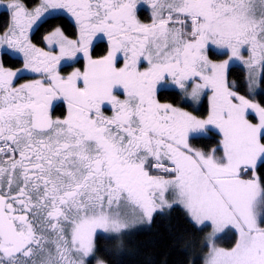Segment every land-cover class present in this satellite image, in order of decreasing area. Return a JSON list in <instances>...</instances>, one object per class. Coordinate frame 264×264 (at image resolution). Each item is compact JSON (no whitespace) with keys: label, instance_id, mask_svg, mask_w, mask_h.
I'll use <instances>...</instances> for the list:
<instances>
[{"label":"snow or ice","instance_id":"obj_1","mask_svg":"<svg viewBox=\"0 0 264 264\" xmlns=\"http://www.w3.org/2000/svg\"><path fill=\"white\" fill-rule=\"evenodd\" d=\"M142 4L151 23L138 18ZM3 6L10 18L0 46L22 67L0 62V264H86L98 231L121 240L119 256L131 228L176 203L212 229L205 264H264V186L256 176L264 106L227 82L237 64L248 70L250 92L264 76V0ZM65 14L75 38L57 26L42 38L47 50L33 43L34 28ZM97 41L105 44L99 57ZM212 50L227 59L214 62ZM72 64L82 66L62 74ZM25 74L35 78L17 86ZM169 88L195 105L207 97L206 117L161 103L158 93ZM58 106L67 115L53 119ZM209 135L220 138L210 151L192 146ZM249 171L252 178H242ZM229 229L235 245L216 247Z\"/></svg>","mask_w":264,"mask_h":264},{"label":"trees","instance_id":"obj_2","mask_svg":"<svg viewBox=\"0 0 264 264\" xmlns=\"http://www.w3.org/2000/svg\"><path fill=\"white\" fill-rule=\"evenodd\" d=\"M39 0H24L27 7H33ZM10 14L6 10L0 11V32L7 27ZM48 23H43L35 29L32 40L37 46H42V38L54 27H61L69 38L75 37V24L65 15L57 18H48ZM146 22V21H145ZM104 42L95 45L94 55L99 57L104 54ZM214 56H217L211 52ZM4 66L17 68L21 65L18 58L2 55ZM67 71V70H66ZM228 80L233 85V89L239 95L248 96L245 81V71L240 66H233L228 72ZM261 84V91L255 100L264 106V76ZM161 103H170L181 106L191 112L193 107L187 101L182 100V94L176 89H162L158 93ZM207 103L204 101L197 112L198 116L204 117L207 114ZM218 136L211 135L199 137L192 141V144L204 150H210L216 146ZM249 173V172H248ZM257 177L261 179L264 186V164L258 163L256 169ZM209 227H198L188 217L187 213L178 205H173L164 211L156 212L150 223L135 231L129 232L122 238L123 249L119 256L115 254V249L121 243L120 239H107L104 234L95 237L96 251L89 264L103 261L104 264H203L204 255L208 251ZM219 243L224 247H231L232 242H228L224 237L219 238ZM112 249V254L105 251Z\"/></svg>","mask_w":264,"mask_h":264},{"label":"rangeland","instance_id":"obj_3","mask_svg":"<svg viewBox=\"0 0 264 264\" xmlns=\"http://www.w3.org/2000/svg\"><path fill=\"white\" fill-rule=\"evenodd\" d=\"M9 2H11V0H2V3H0V11H2V10H6V8L3 6V5H6V4H8ZM40 2H41V0H39L38 1V3L36 4V5H34L33 7H30V9L31 8H34V7H36V6H38L39 4H40ZM7 11V10H6ZM10 14V13H9ZM65 16L66 17H68L73 23H74V20L69 16V15H66L65 14ZM142 23V22H141ZM35 29V28H34ZM0 33H3V31H1ZM73 39V38H72ZM44 48H45V50H47V47H46V45H44L43 46ZM2 51H6V52H8L11 56H13V57H16L15 55H13L12 54V52H11V50H9V49H7L6 48V46H0V52H2ZM212 52L214 53V54H216L217 56H214L213 54H211L210 53V59L211 60H213L214 62H220V61H222V60H224V59H227V57L226 56H224V55H221V54H219V52H217L216 50H212ZM1 55V54H0ZM243 55H244V57H245V59L247 58V56H248V53L245 51L244 53H243ZM145 66V65H144ZM235 66H240V67H242L243 68V70L245 71V81H246V85H247V91H248V96H245L247 99H250V100H252L253 102H255V103H258L256 100H255V97L261 92V91H263V87H262V84H261V80H262V77L256 82V84H253L252 85V91L250 92L249 91V82H248V70H247V68L246 67H244L242 64H237V65H235ZM17 69V68H16ZM67 68L65 67L64 68V71L62 72V73H67ZM227 82H228V86L232 89V90H234L233 89V85L230 83V81L228 80V75H227ZM169 89H172V88H169ZM176 90H178V89H176ZM234 91H236V90H234ZM208 95H211V92H209L208 93ZM206 102L207 103V97H205L204 99H203V102ZM188 103H190L191 104V106L193 107V111L194 112H192L194 115H197L198 116V114H197V112L199 111V109L201 108V106H202V104H203V102L200 104V105H195V104H193L191 101H187ZM207 105V109H208V103L206 104ZM173 106H175V107H179V108H182L184 111H189L188 109H185L184 107H181V106H176V105H173ZM189 112H191V111H189ZM207 115V114H206ZM254 115V114H253ZM206 116H204V117H201V116H198V118H205ZM250 118H251V116H250ZM255 122V121H254ZM192 146L194 147V148H196V149H200V150H203V151H205V152H207V151H210V150H204V149H201V148H198V147H196V146H194L193 144H192ZM155 174V173H154ZM256 176H257V174H256ZM242 178H244V179H250V178H252V173H251V171H249V173L246 175V176H243ZM167 199L169 200V202H171L172 201V199H173V197H172V195L171 194H169L168 196H167ZM173 205H178V206H180L186 213H187V211H186V209L183 207V205H181V204H179V203H176V204H173ZM165 209H167V207H165L162 211H164ZM156 212H161V210H157ZM155 212V213H156ZM154 213V214H155ZM153 214V215H154ZM187 215H188V217L191 219V217H190V215L187 213ZM191 221L196 225V226H198V227H209V232H208V237L210 236V233L212 232V229H211V227L210 226H203V225H198V224H196L195 223V221H193L192 219H191ZM147 221H145L144 223H142V224H138V225H135L133 228H131L130 230H129V232H131V231H135V230H137V229H140V228H142V227H144L145 225H147ZM260 227H262V228H264V223H260V225H259ZM98 234H103L102 232H100V231H98V233H97V235ZM221 237H224L225 238V240L226 241H228V242H232L233 243V245L231 246V247H224L222 244H220L219 243V238H221ZM237 238H238V233H236V231L234 230V229H229V230H225L224 232H222V233H219V234H217V236L214 238V243H215V246L216 247H218V248H223V249H231L234 245H235V243H236V240H237ZM207 244H208V251H207V253L204 255V263L203 264H205V259H206V257L208 256V254H209V251H210V247H211V242L208 240V238H207ZM93 257H90V258H88V260L86 261V264H89V261L92 259ZM91 264H97V262L94 260V262L93 263H91ZM104 264V263H103Z\"/></svg>","mask_w":264,"mask_h":264},{"label":"flooded vegetation","instance_id":"obj_4","mask_svg":"<svg viewBox=\"0 0 264 264\" xmlns=\"http://www.w3.org/2000/svg\"><path fill=\"white\" fill-rule=\"evenodd\" d=\"M138 18L139 20L142 22V23H151V9L150 7L147 5V4H142L139 9H138ZM146 21V22H145ZM36 29V28H35ZM35 29L33 30V33L35 31ZM33 33L31 35V38L33 36ZM69 38V37H68ZM75 38V37H74ZM69 39H72V38H69ZM98 42H103V41H97L96 43ZM45 44H43L42 46H38V47H43ZM6 53L8 54L9 56H11L8 52L6 51H2L0 52V62H2V55ZM13 57V56H12ZM17 58V57H15ZM21 61V60H20ZM82 65L80 64H72L70 67H66L67 68V73L72 71L73 68L75 67H81ZM146 66V64H145ZM6 67V66H5ZM22 67V61H21V65L17 68H20ZM6 68H9V69H12V70H16V68H11V67H6ZM67 73H62L64 75H66ZM35 78L32 74H25L24 77L22 79H19L16 81V85L18 86L20 83H25V82H28L29 80ZM123 98V97H121ZM104 114L106 116H111L112 115V112H111V109L110 107H106L104 109ZM65 115H67V109H66V106H58L56 108V110L52 113V116H53V119H56V118H63Z\"/></svg>","mask_w":264,"mask_h":264}]
</instances>
